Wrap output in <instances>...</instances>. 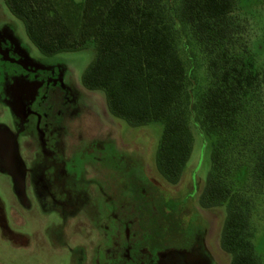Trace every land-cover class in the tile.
Segmentation results:
<instances>
[{
  "label": "rangeland",
  "instance_id": "1",
  "mask_svg": "<svg viewBox=\"0 0 264 264\" xmlns=\"http://www.w3.org/2000/svg\"><path fill=\"white\" fill-rule=\"evenodd\" d=\"M233 13L264 74V0H237ZM175 28L193 102L209 82L207 57L188 26L175 21ZM94 54L93 44L40 53L0 0V127L14 146L5 149L0 136V264H156L158 253L167 257L161 264H230L220 247L226 203L207 209L197 201L216 137L204 135L191 116V156L179 183L166 182L155 165L162 122L129 125L108 112L102 91L81 85ZM253 114L264 129V89ZM235 147L223 156L231 169L222 181L247 209L251 241L264 264V180L253 174V158ZM3 159L20 164L9 167ZM59 165L62 178L55 176ZM25 171L26 184L15 178Z\"/></svg>",
  "mask_w": 264,
  "mask_h": 264
},
{
  "label": "trees",
  "instance_id": "2",
  "mask_svg": "<svg viewBox=\"0 0 264 264\" xmlns=\"http://www.w3.org/2000/svg\"><path fill=\"white\" fill-rule=\"evenodd\" d=\"M172 1L4 0L40 53L50 56L94 45L81 85L102 91L108 112L129 125L162 122L155 165L166 182L179 181L190 157L191 116L204 135L216 137L198 204L211 208L226 203L220 247L230 255V264H260L249 213L222 179L231 169L223 156L237 146L238 154L253 158L252 172L264 180V129L253 114L264 74L255 68L245 25L233 13L237 0ZM175 21L188 26L207 57L209 82L193 102L176 49Z\"/></svg>",
  "mask_w": 264,
  "mask_h": 264
},
{
  "label": "flooded vegetation",
  "instance_id": "3",
  "mask_svg": "<svg viewBox=\"0 0 264 264\" xmlns=\"http://www.w3.org/2000/svg\"><path fill=\"white\" fill-rule=\"evenodd\" d=\"M48 110V109H47ZM46 110V111H47ZM48 112V111H47ZM61 113V112H60ZM50 115H48V114H45V119H46V127H47V130L48 131H50V132H52V131H54V129H53V127L51 126L52 125V122H49V119H50ZM0 136H1V139H3L4 141H3V144H4V148L5 149H7L8 151L9 150H12L13 148H14V146H13V143H12V140H10V136L8 135L9 133H8V131L6 130V129H4V127H0ZM4 161V164H6V165H8L9 167H12L11 165H14L15 163L17 164H20L18 161L17 162H15V161H13L12 159L10 160V161H7V160H5V159H3ZM12 163H14V164H12ZM22 166V165H21ZM59 168H61V165H59ZM63 168H61L60 169V171H57V173H56V177L57 178H62L63 177V175L65 176L66 174H65V172H64V170H62ZM22 170H23V166H22ZM48 172V175H50L51 173H49V171H46V169H44V174L43 175H45L46 173ZM27 171H25V173H22V175L20 176V178L18 177H15L17 180H21V183L22 182H24V184H26V182H28V183H30V181H31V177H28L27 175ZM14 176V175H13ZM26 177V178H25ZM42 179V178H41ZM43 180V179H42ZM36 181L37 182H39L38 184H39V186H41V183H40V178H38L37 177V179H36ZM48 193L49 192H52V190L51 189H47L46 190ZM45 191V192H46ZM55 193H51V194H49L50 196H53V197H55V195H54ZM57 195V194H56ZM127 226V225H126ZM126 228H128V227H126ZM126 233H127V229H126ZM165 254V253H164ZM165 256V255H164ZM163 256V254H157V256H156V260H157V263L156 264H161V262H166L167 260H166V258ZM188 255H186V258H185V260H187V258H189V257H187ZM172 262L173 261H175L176 260V258H178L175 254H173L172 255ZM169 260H171V259H169ZM187 262V261H186ZM141 263H144V261L142 260L141 261ZM164 264V263H163Z\"/></svg>",
  "mask_w": 264,
  "mask_h": 264
},
{
  "label": "crops",
  "instance_id": "4",
  "mask_svg": "<svg viewBox=\"0 0 264 264\" xmlns=\"http://www.w3.org/2000/svg\"><path fill=\"white\" fill-rule=\"evenodd\" d=\"M192 152V151H191ZM190 156H191V154H190ZM190 158V157H189ZM189 160V159H188ZM188 162V161H187ZM187 162H186V164H185V167H186V165H187ZM185 167L183 168V171H184V169H185ZM183 171H182V173H181V176H180V179H179V181L181 180V177H182V174H183ZM179 181L176 183V184H178L179 183ZM208 209V208H207Z\"/></svg>",
  "mask_w": 264,
  "mask_h": 264
}]
</instances>
